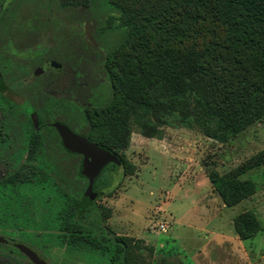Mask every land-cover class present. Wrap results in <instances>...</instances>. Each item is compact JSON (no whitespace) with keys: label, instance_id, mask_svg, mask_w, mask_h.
Here are the masks:
<instances>
[{"label":"rangeland","instance_id":"obj_1","mask_svg":"<svg viewBox=\"0 0 264 264\" xmlns=\"http://www.w3.org/2000/svg\"><path fill=\"white\" fill-rule=\"evenodd\" d=\"M60 4L58 0H0L6 27L0 35V69L13 67L15 62L28 71L19 76L2 74L9 90L17 92L22 108L16 117L1 121L9 136V153L17 161L0 165V180L15 171L27 152L29 134H19L20 121L35 113L44 123L56 121L81 135L77 119L82 109L111 95L100 62L121 42L120 32L107 28L105 9L98 2L91 10L72 8L63 13L56 8L50 12V6ZM27 7L34 10L30 13ZM51 21L58 30L65 28L66 39L59 42L51 35L49 42L37 36H27L21 43L11 40L14 23H35L39 28ZM222 36L221 26L208 20L198 25L194 41L204 46ZM50 63L59 71L51 69ZM37 70L42 72L35 76ZM18 77L24 81L19 83ZM12 78L16 81L9 85ZM132 118L127 147L118 150L129 166L123 172L118 160L108 172L104 167L99 181L107 177L108 186L100 198L95 192L87 219L81 221L85 231L100 239L130 238L132 264H264V163L254 165L264 151V117L227 143L205 137L198 126L188 128L172 115L150 118L158 133L147 137ZM39 132L48 142L57 140L51 129ZM79 162L81 158L72 159V164ZM246 166L251 167L238 178L253 182L255 190L227 207L214 191L210 176H227ZM76 181L79 188L84 185ZM44 198L21 188L9 207L0 203V237L27 246L47 264H109L108 257L100 254L65 252L54 240L57 232L51 228ZM245 212L255 216L259 230L254 237L241 240L234 219ZM161 224L167 225L164 232ZM15 257L18 264L30 263Z\"/></svg>","mask_w":264,"mask_h":264},{"label":"trees","instance_id":"obj_2","mask_svg":"<svg viewBox=\"0 0 264 264\" xmlns=\"http://www.w3.org/2000/svg\"><path fill=\"white\" fill-rule=\"evenodd\" d=\"M76 1L60 0L73 8ZM96 2L105 9L107 28L120 32L122 39L100 62L110 97L85 106L77 122L83 128L81 136L116 157L123 172L129 165L118 150L127 147L131 117L147 137L158 133L150 118L172 115L220 143L231 141L264 117V0H81V7L91 10ZM208 20L221 26L223 36L200 46L194 34ZM22 79L18 77L19 83ZM0 86L1 101L8 102L7 85ZM17 126L19 134H29V155L0 180L4 206L13 203L21 188L40 193L49 204L50 225L57 232L54 240L66 253L100 254L108 257L109 264H132L130 238L100 239L81 223L91 205H80L87 180L80 176L81 162L72 164V159L81 157L66 147L67 153L61 156L38 155L42 150L64 148L58 138L44 141L29 118ZM6 142L0 145L1 158L12 162ZM254 161V165L263 164L264 151ZM113 167L110 163L105 170ZM250 167L237 168L227 176L211 174L210 183L227 207L253 194L254 183L238 178ZM99 177L93 188L98 198L109 182ZM76 180L84 185L79 188ZM234 224L241 240L254 237L259 230L251 212L236 217Z\"/></svg>","mask_w":264,"mask_h":264},{"label":"flooded vegetation","instance_id":"obj_3","mask_svg":"<svg viewBox=\"0 0 264 264\" xmlns=\"http://www.w3.org/2000/svg\"><path fill=\"white\" fill-rule=\"evenodd\" d=\"M58 3L60 4V0H58ZM76 6L74 7L75 10H78L80 9L81 10V0H77L76 1ZM56 8H58V10L60 12H66L67 9H72L73 7H65V6H61V4L59 6H50L49 7V10L50 12L52 13L53 10H56ZM28 10H30V13L32 10H34V7H27ZM2 10V7L0 6V11ZM3 13L1 14L0 13V35H3V33L6 31V27H4V23L2 22L3 21ZM51 23V24H50ZM48 22V23H44L42 24V27L39 26V28L36 27V24L34 23H29V22H23V23H14L13 24V29L12 31L14 33L13 36L14 38H11V40H16V42H23L25 41L26 39H29V37H34V36H37L39 40H42V41H50V36L53 38L52 40H57V41H62L64 39H66V31H65V28H61L60 30H58L56 27H55V23L54 22ZM37 28V30H36ZM52 31V33H51ZM29 36V37H27ZM79 38L78 36V31H77V34H76V41L77 39ZM13 63V67L11 66H5L3 69H0V77H1V80H0V83H4V80H3V75L4 73H8L10 74L11 76H19L20 74L21 75H25L27 74V70L24 69V67L20 66L19 64L15 63V62H12ZM48 64V62L46 63ZM51 69H53L54 71L58 70L60 68L54 66L53 64L51 65V63L49 64ZM34 71V69H33ZM43 73H45V71H43ZM2 87L0 86V93L2 92L1 91ZM6 92H8L7 94L9 95V98L8 99V102H2L1 101V95H0V145H2V140H6V145H7V148H9L7 151H8V154L7 156H12L14 157L13 161L12 162H9V161H5L3 162V159L1 158V148H0V165H3V166H8L9 164L11 165L12 163L16 162L17 161V156L9 153V150H10V140H9V136H8V133H3V135L1 134V132L3 131V125L1 124V121L5 119H8L9 117L12 118V117H16L17 115H19V113L17 112L22 106H21V102H19V97H18V94L16 91H13V90H9V88L7 87ZM6 94V96L8 97V95ZM10 99V100H9ZM6 108L5 110L3 108ZM44 111V110H43ZM45 113V111H44ZM38 114V113H37ZM46 114V113H45ZM29 116V114H28ZM37 116V115H36ZM15 119V118H13ZM29 119H30V116H29ZM38 119V128L37 129H47V128H51V125L52 123H55L56 121H52V122H46L44 123L42 121V119L39 120ZM31 120V119H30ZM32 124V122H31ZM33 125V124H32ZM54 130V129H53ZM55 131V130H54ZM56 133V131H55ZM29 136V135H28ZM27 136V137H28ZM56 136L57 138L59 139V142L61 143V140L58 136V134L56 133ZM26 137V138H27ZM41 138L44 139V141L48 142L47 138H46V135H42ZM45 145V143H43V146ZM62 147L64 149H62L61 151L60 150H54L53 152H51L50 150H42V151H39L38 152V155H42V156H46L48 157L49 155L53 154V155H64L67 153L64 145L61 143ZM28 155H29V151L27 150L25 156L23 157V160L21 161V163L16 167V169L21 165V164H24L26 162V159L28 158ZM48 155V156H47ZM6 157V156H5ZM81 157V156H80ZM81 160H82V157H81ZM14 202V201H13ZM0 203H2L0 201ZM2 238V237H0ZM10 244V245H9ZM19 243L17 242H10L8 239L6 238H2V241L0 242V264H18L15 259H16V254L23 257L24 259H27L29 262L30 260L24 255L22 254L16 247V245H18ZM23 245V244H21ZM25 246V245H24ZM27 247V246H26ZM28 248V247H27ZM30 249V248H29ZM31 250V249H30ZM33 251V250H31ZM17 252V253H16ZM34 252V251H33ZM35 253V252H34ZM38 256V255H37ZM15 257V259H13ZM39 257V256H38ZM39 259H41L39 257ZM9 260H11V262H9ZM42 260V259H41ZM28 262V263H29ZM29 264H32L31 262Z\"/></svg>","mask_w":264,"mask_h":264},{"label":"water","instance_id":"obj_4","mask_svg":"<svg viewBox=\"0 0 264 264\" xmlns=\"http://www.w3.org/2000/svg\"><path fill=\"white\" fill-rule=\"evenodd\" d=\"M54 66L56 65L54 64ZM40 72L42 71L37 70L34 75L36 76ZM30 119L34 128L37 129L38 119L36 114L32 113ZM51 127L58 134L64 147L69 148L72 153L82 157L80 176L87 180V186L80 200V205L82 207H88L97 197V194L93 190L95 180L100 176L104 167L110 163L118 164L119 161L116 157H113L102 148L91 143L86 137L72 132L64 124L55 122L52 123ZM1 241L2 238H0ZM16 247L32 264H47L26 246L18 244Z\"/></svg>","mask_w":264,"mask_h":264},{"label":"built area","instance_id":"obj_5","mask_svg":"<svg viewBox=\"0 0 264 264\" xmlns=\"http://www.w3.org/2000/svg\"><path fill=\"white\" fill-rule=\"evenodd\" d=\"M166 228H167V225H163V224L159 225V229L162 232H164L166 230Z\"/></svg>","mask_w":264,"mask_h":264}]
</instances>
